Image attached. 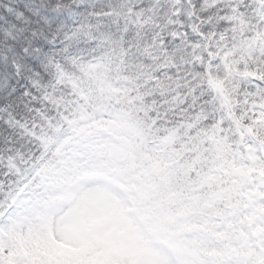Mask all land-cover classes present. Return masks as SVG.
<instances>
[{
  "label": "snow or ice",
  "instance_id": "obj_1",
  "mask_svg": "<svg viewBox=\"0 0 264 264\" xmlns=\"http://www.w3.org/2000/svg\"><path fill=\"white\" fill-rule=\"evenodd\" d=\"M61 8L87 9L86 43L105 44V30L115 29L126 48V59L145 69L138 83L139 90L146 93L145 101L155 109L150 115H171L180 122L229 130L230 117H242L245 124L258 117L264 119V0H92L88 4L83 0H56L53 11ZM4 11L11 16L0 15V24L8 26L2 30L5 38L22 39L18 53L11 47L0 53V111L9 116L0 124L18 128L22 139L33 141V148L31 158H27L19 149L13 154L9 142L8 157L0 156V227L15 217L26 218L36 196L33 173L42 163L36 137L44 119L49 118L58 91L55 80L38 84L41 74L21 61L30 64L31 54L43 50L34 41L51 37L50 42L55 43L67 27L61 20L49 36L45 27L51 31L53 24L40 9L25 5L23 10L5 7ZM73 15L70 12V18ZM81 27L79 23L67 27L65 43L49 57L50 62L59 65L58 53H63L65 60L74 58L71 43ZM25 71L31 75L25 77ZM209 76L223 81L231 101L228 109L206 89L204 82ZM20 83L24 87L18 92ZM14 103L31 114L30 121L12 115ZM10 176L16 179L6 186L4 181ZM7 253L5 248L4 255ZM0 264L4 262L0 260Z\"/></svg>",
  "mask_w": 264,
  "mask_h": 264
},
{
  "label": "trees",
  "instance_id": "obj_2",
  "mask_svg": "<svg viewBox=\"0 0 264 264\" xmlns=\"http://www.w3.org/2000/svg\"><path fill=\"white\" fill-rule=\"evenodd\" d=\"M55 2L56 0H0V15L6 16L8 19H11V16L4 11L5 7L12 10H23L25 5H28L40 9L41 15L47 16L53 24L51 31L45 27V33L49 36L59 27L61 20H64L68 28H71L75 23L82 25L71 43V52L74 58L65 60L63 53H58L55 55L56 59L60 61L59 65H54L49 60V57L53 56L54 52L58 48H62L65 43L63 33L68 31V28L65 27L58 34L60 38L56 39L55 43L50 42L53 39L51 37L45 41H34V45H39L43 50L39 54H31L30 64L21 61V63L26 64V67L30 66L41 74L36 81L38 84L47 85L55 80L58 87V91L50 105L49 118L44 119L43 127L39 129V134L36 137V149L39 152L40 159L41 155L48 151L44 144L52 140L62 126L66 124H72V130H74V136L68 139L70 146L73 149L75 148L74 150L101 151L103 146L94 140L95 137L85 136V133H87L84 130L85 124L90 121L92 124L104 122L110 119L112 114L118 113L114 119L116 124H120L123 118L126 122H130L132 127L139 129V131L134 130L135 137H129V142L123 144L129 145L138 138L139 141L143 142L144 148H149L151 143L155 142L151 150L158 155L157 157L161 158V154L166 151L168 152L167 155L173 152L171 162L177 164L175 169L172 172L169 170L160 171L162 176L174 180L170 183V186L186 194L193 191H196L197 195L209 193L203 198L202 203L200 200L192 202L194 208L179 207L182 210L179 211L171 203L168 196L162 192V187L144 189L143 191L148 197L153 198L155 196L152 211L158 206L167 207L164 217L151 223L152 228L160 230L168 237L176 240L181 232H186V240L189 242L193 238L195 240L202 238L201 231L204 230L207 232V240L200 246L201 251H199L198 257L204 264H220L226 247L238 239L239 229L235 226L236 216L240 214L245 220L250 217L248 215L244 216L242 210L240 212L241 201L236 203L233 195L219 194L218 192L219 195L214 196L215 193L212 191L216 184V178L212 172L213 166L220 162L222 156L236 155L246 161L252 158L255 163L260 162L264 168V119L258 117L256 121L245 124L242 117H230L229 130L228 128L219 129L199 122H180L171 115L167 118L163 115L159 117L150 115L155 109L152 103L145 101L146 93L139 90L141 85L138 83L145 69L131 58L126 59V48L115 29L105 30L107 34L105 44L93 45L86 43L85 41L89 39L87 35V9L80 8L77 11L76 9L61 8L59 12H54ZM63 2L67 3L68 0H63ZM91 2L92 0H83L84 4ZM112 2L115 3L117 0H112ZM72 11L74 15L70 18V12ZM7 27V25L0 24V53L6 52L8 47L18 53L21 46L19 40L22 37L18 40L6 39L2 30ZM41 27L44 26L41 25ZM12 35L16 36L17 33L12 32ZM8 56L11 60L12 54L8 53ZM99 64H103L99 68L102 75L109 76L112 84L118 82L119 84L126 83L128 85L121 87L119 90L117 88L107 90L103 86L98 88L95 84L96 80L92 82V77H95L94 67ZM106 66L109 69H106ZM62 70L70 75L68 76ZM23 75L27 77L31 74L25 71ZM13 79L15 78L13 77ZM215 79V77L209 76L204 82L206 89L211 93H214L211 86L217 83ZM23 87L24 84L20 83L17 91L19 92ZM218 89L219 84L217 91ZM105 91L109 92L101 95ZM219 97L223 106L228 109L231 101L225 88ZM36 107H40V105L37 104ZM11 113L18 119L31 120V114L23 106L16 107L15 103ZM2 119H9V116L0 111V120ZM192 127L197 133L196 140L192 139L195 135ZM116 132H118L117 129ZM21 137L22 133L18 128H5L3 124H0V156L8 157L9 142H11L13 154H15L16 149H19L23 152L24 157L31 158L33 141ZM139 141H136L133 145L135 150L139 149ZM119 147L117 146V148ZM129 157L127 156L128 159ZM194 158H196V165L182 164L184 161L189 162L188 160ZM143 160L140 164L133 163L132 166L139 172H141L140 169H143V171H148L147 174H150L151 169H155L158 161L146 157ZM60 162H50L42 166L52 168L53 166H60ZM119 168L121 169L120 166ZM159 168L170 169L165 162L161 163ZM109 170L113 175L116 174L117 165H113L112 169ZM35 172L33 176L36 174ZM154 173L157 175L159 172ZM15 179V176H10L4 183L7 186L9 180L14 181ZM32 188L36 192L32 203H40L43 199L41 200V197H38L37 194L42 192L43 189L36 186L35 183ZM54 197L53 194L50 195L49 200L54 199ZM195 208L196 210L193 211L192 209ZM191 225L197 227V229L187 230ZM0 260L4 264H24L21 260L10 262L5 255L0 256ZM38 260L44 262L40 256ZM65 263L71 264L72 259H67Z\"/></svg>",
  "mask_w": 264,
  "mask_h": 264
},
{
  "label": "rangeland",
  "instance_id": "obj_3",
  "mask_svg": "<svg viewBox=\"0 0 264 264\" xmlns=\"http://www.w3.org/2000/svg\"><path fill=\"white\" fill-rule=\"evenodd\" d=\"M97 174L75 176L68 199L48 211V241L65 244L86 257L102 258L106 264H193L194 258L185 263V256L170 240L150 229L117 182L119 176L108 180ZM123 177L128 180L130 175ZM26 218L18 219V232L11 242L30 250L41 241ZM11 254L18 255L16 250ZM61 255L46 264H65L66 257Z\"/></svg>",
  "mask_w": 264,
  "mask_h": 264
}]
</instances>
